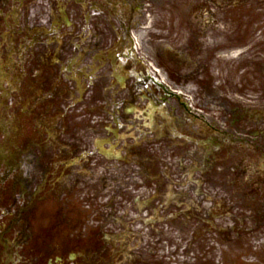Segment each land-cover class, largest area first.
Instances as JSON below:
<instances>
[{
  "label": "flooded vegetation",
  "instance_id": "flooded-vegetation-1",
  "mask_svg": "<svg viewBox=\"0 0 264 264\" xmlns=\"http://www.w3.org/2000/svg\"><path fill=\"white\" fill-rule=\"evenodd\" d=\"M162 4L0 0V67L13 69L0 75V83L16 86L17 98L8 102L19 108L15 130L7 115L0 133V264L110 263L103 259L101 224L88 221L87 194L98 189L103 172L134 168L127 152L138 147L151 158L154 142L169 148L167 125L155 134L163 140L151 141L146 123L155 114L187 131L200 118L140 56L139 29ZM28 96L32 108L25 112ZM244 118L236 114L233 127L241 128ZM208 121L215 141L217 129ZM262 121L264 116L252 120ZM227 131H220L224 139ZM253 139L246 144L264 155V130ZM181 141L170 153L195 145ZM249 218L264 220V180L243 183V219Z\"/></svg>",
  "mask_w": 264,
  "mask_h": 264
},
{
  "label": "rangeland",
  "instance_id": "rangeland-1",
  "mask_svg": "<svg viewBox=\"0 0 264 264\" xmlns=\"http://www.w3.org/2000/svg\"><path fill=\"white\" fill-rule=\"evenodd\" d=\"M162 2L139 29L140 56L200 118L187 131L155 114L146 123L151 141H162L157 127L167 125L169 148L154 142L149 158L137 147L125 155L134 168L103 172L83 203L88 221L103 228L109 264H264V220L243 219V183L264 180V155L246 144L264 130V121L252 122L264 116V0ZM10 104H0V121L8 115L15 130L19 108ZM239 113L247 118L233 127ZM181 140L195 145L170 153Z\"/></svg>",
  "mask_w": 264,
  "mask_h": 264
}]
</instances>
